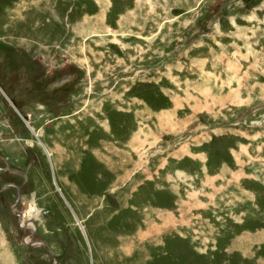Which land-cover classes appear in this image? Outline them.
<instances>
[{
  "label": "rangeland",
  "instance_id": "374dc122",
  "mask_svg": "<svg viewBox=\"0 0 264 264\" xmlns=\"http://www.w3.org/2000/svg\"><path fill=\"white\" fill-rule=\"evenodd\" d=\"M130 263L264 264V0H0V264Z\"/></svg>",
  "mask_w": 264,
  "mask_h": 264
},
{
  "label": "bare ground",
  "instance_id": "6f19581e",
  "mask_svg": "<svg viewBox=\"0 0 264 264\" xmlns=\"http://www.w3.org/2000/svg\"><path fill=\"white\" fill-rule=\"evenodd\" d=\"M6 99H7V101H8V103L9 104H11L12 105V103L10 102L11 100L9 99V98H7V96H6ZM13 107V106H12ZM14 110V112L16 113V114H19V111H16L15 109H13ZM28 118V117H27ZM28 120V119H27ZM27 120H25V121H23V122H25L26 123V121ZM27 124V123H26ZM27 127H28V125H27ZM31 133H33L32 131H31ZM36 133V132H35ZM35 133H33V134H35ZM37 135H39V133L37 132L36 133ZM35 134V136H37ZM41 147L46 151V153H47V155L48 156H50V152L43 146V145H41ZM93 148V147H92ZM95 148V147H94ZM97 148V147H96ZM86 149V148H85ZM57 150V149H56ZM59 152H60V150H58ZM104 152V151H103ZM119 154V153H118ZM95 156H96V158H98L99 160L100 159H102L103 160V163H100V164H102L103 166H104V168H105V173L106 174H108V175H111L110 174V172L112 173V176L113 177H115L116 178V180L118 179L119 180V177H118V174L120 173V172H122V171H124V166H125V164L123 163V164H120L119 163V165H115L114 164V160H115V156L112 154V153H110V155H108V157H104V155L102 156V155H100V153L98 152V151H96L95 152ZM62 157V156H61ZM120 157V156H119ZM117 170H116V169ZM104 172H102V173H104ZM101 173V175L103 176V174ZM96 203H90L89 204V207H92V206H94ZM84 209H85V207H84ZM107 210V209H106ZM134 210V209H133ZM101 214H100V216H101V220H100V218L98 219L99 220V224H101V225H103V227L106 229V224H108L107 222H109L110 220L112 221L113 219H111V217L113 216V215H109V211H102L101 210ZM39 213V211L38 210H36L35 212H34V215H36V214H38ZM131 213V212H130ZM30 216L31 215H28L27 217H26V219L27 220H29L30 219ZM139 216L140 217H143L144 218V223H141V224H143L142 226H139L138 227V225L135 223L134 225H130V224H127V225H122V224H120V223H118L117 221V223L115 224L116 225V227L113 229V232H112V235H111V237L110 236H105L103 239L104 240H100V238H99V240H100V242H99V245H100V247H102V249H103V252H105V253H108V254H110L111 253V256L114 258H118V260L120 259V261L122 262V261H124V259H126V258H128V259H135L137 256H139L140 254H137V251H139L138 249H137V247H138V245L140 244V242L141 241H144V243H149L150 242V237H148V235H149V232H150V230H148V229H150V227L148 228V214H147V212L146 211H143L142 213L140 212L139 213ZM150 216V215H149ZM134 217V216H133ZM150 218V217H149ZM139 219V218H138ZM142 219V218H141ZM21 219H19V223L22 221H20ZM116 219H114L113 221H115ZM143 220V219H142ZM152 221V220H151ZM76 222H77V224H78V226L80 227V229H81V231H82V233L84 234V230L86 229H84L83 228V225L81 224V222L78 220V219H76ZM138 222V221H137ZM163 222V221H162ZM98 223V222H97ZM115 223V222H114ZM133 224V223H132ZM151 224H153L152 222H151ZM157 224V223H156ZM118 225V226H117ZM148 225V226H147ZM158 225V224H157ZM161 225H162V223H161ZM100 226V225H99ZM128 226V227H127ZM163 226V225H162ZM102 227V228H103ZM165 227V226H164ZM99 228V227H98ZM103 228V229H104ZM160 228H162L163 230H164V228L163 227H160ZM108 230V229H107ZM153 230V229H152ZM151 230V231H152ZM161 230V229H160ZM166 230V229H165ZM100 231V230H99ZM106 231V230H105ZM142 231H144V232H142ZM156 233V232H155ZM165 234V233H164ZM161 236H162V234H160ZM84 236H85V234H84ZM97 236V235H96ZM101 236V235H100ZM156 236V235H155ZM158 236V235H157ZM154 238V237H153ZM94 239V238H93ZM156 241V240H155ZM98 245V246H99ZM140 247V246H139ZM150 248V247H149ZM130 249H134L132 252L130 251ZM141 253V252H140ZM101 254V249H100V253H99V255ZM119 255V256H118ZM126 257V258H125ZM140 258V257H139ZM129 262V261H128ZM131 263H132V261H131ZM130 263V264H131Z\"/></svg>",
  "mask_w": 264,
  "mask_h": 264
},
{
  "label": "water",
  "instance_id": "95a60500",
  "mask_svg": "<svg viewBox=\"0 0 264 264\" xmlns=\"http://www.w3.org/2000/svg\"><path fill=\"white\" fill-rule=\"evenodd\" d=\"M11 103H12V106L14 107V109L16 110V111H18V109L15 107V104H14V102L11 100L10 101ZM22 119L25 121V120H27L28 118L27 117H22ZM11 186H15L14 184H10ZM16 187V186H15Z\"/></svg>",
  "mask_w": 264,
  "mask_h": 264
},
{
  "label": "flooded vegetation",
  "instance_id": "af4514ba",
  "mask_svg": "<svg viewBox=\"0 0 264 264\" xmlns=\"http://www.w3.org/2000/svg\"><path fill=\"white\" fill-rule=\"evenodd\" d=\"M9 186H10V184H8ZM26 204V203H25ZM27 205H28V203H27ZM27 208V207H26Z\"/></svg>",
  "mask_w": 264,
  "mask_h": 264
}]
</instances>
